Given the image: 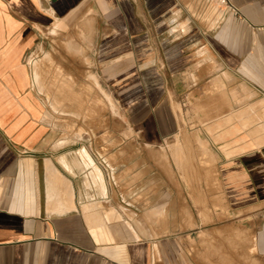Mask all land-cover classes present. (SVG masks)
I'll use <instances>...</instances> for the list:
<instances>
[{"label":"crops","instance_id":"0c3cea01","mask_svg":"<svg viewBox=\"0 0 264 264\" xmlns=\"http://www.w3.org/2000/svg\"><path fill=\"white\" fill-rule=\"evenodd\" d=\"M229 1L244 20L223 12L209 26L193 19L203 1L0 0V264H210L208 256L211 264H242L219 247L194 245L193 233L181 230L189 211L188 197L177 191L189 187L184 181H170L175 190L154 205L146 226L144 211L130 219L109 193L95 151L54 152L51 145L61 138L51 137L54 127L26 63L39 31L53 23H91L94 65L112 77L138 143L157 145L175 134L172 99L209 82L219 89L231 80L245 98L243 110L222 115L225 123L235 117L246 129L260 128L264 28H255L264 25V0ZM256 102L259 118L249 116ZM241 143L221 146L238 155L229 165L238 178L224 179L222 188L236 199L235 216L252 228L254 259L247 264H264V146L242 151Z\"/></svg>","mask_w":264,"mask_h":264},{"label":"rangeland","instance_id":"374dc122","mask_svg":"<svg viewBox=\"0 0 264 264\" xmlns=\"http://www.w3.org/2000/svg\"><path fill=\"white\" fill-rule=\"evenodd\" d=\"M192 1L202 5L200 0ZM206 6L193 11V19L211 26L222 13ZM236 15L244 20L240 10ZM260 28L264 25L255 29ZM93 29L91 23H53L39 31L37 44L26 57L33 93L44 104L45 115L54 127L51 137L61 138L51 145L53 151L84 147L95 151L97 160L103 163L101 167L96 161L109 193L130 219L144 211L146 226L152 224L154 205L164 200L170 190H175L169 188L170 181H184L189 187L177 191L188 197L189 211L183 214L181 230L193 233L194 245L207 249L219 247L222 256L230 262L235 258L242 264L246 260L247 264L254 259L248 249L252 244V228L247 229L248 220L235 216L236 199L222 188L224 179L238 178V171L229 166L230 159L238 155L228 156L221 146L227 143L233 148L242 142V151L261 150L264 123L260 128L247 129L235 117L225 123L222 115L243 110L239 104L245 98L240 100V93L235 92L237 85L231 80L219 89L209 82L187 91L178 100L172 99L178 120L175 134L157 145L138 143L112 77L94 65L90 51V43L95 40ZM67 41L74 42L76 47L69 50L65 47ZM259 100L263 97L258 95L256 101ZM258 102L250 117H262ZM178 146L180 150L176 154ZM249 222L253 224L252 220ZM206 228L212 230L208 232ZM216 228L221 230L217 232ZM203 258L211 264V256ZM257 264H260L258 260Z\"/></svg>","mask_w":264,"mask_h":264},{"label":"built area","instance_id":"2783aa9c","mask_svg":"<svg viewBox=\"0 0 264 264\" xmlns=\"http://www.w3.org/2000/svg\"><path fill=\"white\" fill-rule=\"evenodd\" d=\"M207 6L221 11V13L233 12L239 14V10L229 0H202Z\"/></svg>","mask_w":264,"mask_h":264},{"label":"bare ground","instance_id":"6f19581e","mask_svg":"<svg viewBox=\"0 0 264 264\" xmlns=\"http://www.w3.org/2000/svg\"><path fill=\"white\" fill-rule=\"evenodd\" d=\"M72 40V39H71ZM66 46L65 47H67L69 50H71V49H74L76 46L74 45V42H72V41H67L66 43ZM67 49V50H68ZM73 51V50H72ZM71 51V52H72ZM74 52V51H73ZM65 85V84H64ZM180 150V147L178 146V148H177V150L176 151H174L176 154H177V152ZM181 159V158H180ZM179 159V160H180Z\"/></svg>","mask_w":264,"mask_h":264}]
</instances>
